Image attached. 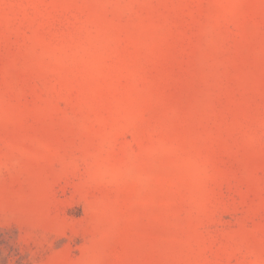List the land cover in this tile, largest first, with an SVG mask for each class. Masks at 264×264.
<instances>
[{
  "label": "rangeland",
  "instance_id": "374dc122",
  "mask_svg": "<svg viewBox=\"0 0 264 264\" xmlns=\"http://www.w3.org/2000/svg\"><path fill=\"white\" fill-rule=\"evenodd\" d=\"M0 264H264V0H0Z\"/></svg>",
  "mask_w": 264,
  "mask_h": 264
}]
</instances>
